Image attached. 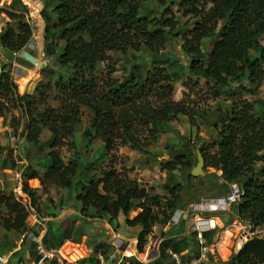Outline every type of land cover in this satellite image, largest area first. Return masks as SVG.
Wrapping results in <instances>:
<instances>
[{"label":"trees","instance_id":"trees-1","mask_svg":"<svg viewBox=\"0 0 264 264\" xmlns=\"http://www.w3.org/2000/svg\"><path fill=\"white\" fill-rule=\"evenodd\" d=\"M15 3L27 9L21 0ZM142 3L143 0H56L52 7L46 4L45 38L51 43L46 55L55 58L53 66L41 70L42 80L34 94L18 92L10 64L8 70L1 72L0 116L10 112L6 101L12 102V107L26 119L25 135L30 140H37L39 126L51 133L47 141L51 149L47 154L49 162L41 179L44 188L74 185L78 163H65L59 148L72 142L75 128L82 122V108L91 113L89 140L101 141L107 154L118 145L146 152L148 144L155 139L150 126L166 123L178 114L188 115L187 105L172 99L173 79L156 59L142 82L136 75L119 79L111 73L100 80L97 69L100 62L108 59L109 51L125 55L129 51L146 50L157 56L177 30L181 18L188 17L193 24L183 39V50L190 57V72L225 90L244 79L253 92L264 84V0H180V17L171 19L165 17L166 13L173 15L168 9L160 18L143 15ZM3 12L12 22H17V28L11 22L6 25L0 33V46L19 52L29 44L32 26L14 9L5 8ZM206 38L214 41L207 56L203 50ZM58 42H63L61 51L57 50ZM26 84L23 83V89ZM29 88L31 91L33 85ZM54 90L59 94L55 99L60 102L56 108L47 103ZM253 112L245 106L231 109L227 119L220 118L218 147L213 153L202 151V154L206 167L221 170L228 184L236 182L244 188L241 202L232 209L234 218L254 228H264V118ZM139 126L150 131L145 139ZM176 167L177 163L167 162L162 170L170 172ZM33 177H36L34 173L28 179ZM23 190L32 199V206L40 210L27 181ZM77 199L83 212L93 209L95 216H107L110 221L123 213L128 225H140L139 252H143L153 227L168 223L176 209L175 201L154 194L152 188L147 189L112 166L103 169L98 178L92 176L82 184ZM137 208L141 211L129 219L128 214ZM30 214L31 210L16 194L0 190V228L26 233ZM214 232L204 234L207 245L214 243ZM67 239L70 237L65 233L49 247L57 249ZM229 257L228 264H264V238L248 239L239 251L231 250ZM136 262L142 264L139 261L129 264Z\"/></svg>","mask_w":264,"mask_h":264},{"label":"rangeland","instance_id":"rangeland-1","mask_svg":"<svg viewBox=\"0 0 264 264\" xmlns=\"http://www.w3.org/2000/svg\"><path fill=\"white\" fill-rule=\"evenodd\" d=\"M14 1L0 0V33L10 22L17 28V22H12L3 12L6 8L24 15V19L32 26V37L27 47L19 51L17 56L14 52L4 48L2 50L0 46V79L1 72L3 69L8 70L10 64L18 92L21 95L34 94L42 80L41 70L46 66L52 67L55 61V58L46 55V49L51 43L45 38L46 22L43 11L46 4L52 7L56 0H21L22 4L26 5V10H23L19 3L13 4ZM179 2L180 0H143L142 14L150 18H160L168 9L173 15L166 13V19L179 18ZM192 24L193 20L182 17L177 30L168 37L165 47L157 56L146 50L129 51L125 55L109 51L108 59L99 63L97 74L100 80L111 73L119 79L136 75L137 80L142 82L146 71L153 67L151 62L158 60V65L164 67L173 79L172 99L183 101L188 107V115L178 114L166 123L150 126V130L155 133V139L148 144L146 152L118 145L107 154L104 153L101 141L89 140L88 117L91 113L82 108V122L75 128L72 142L59 148L65 163L69 164L71 161L78 163L74 185L71 188L43 187L41 179L47 171L49 162L47 154L51 149L47 141L51 133L47 128L39 126L36 129L37 140H30L25 135L26 119L19 110L12 107V102L6 101L10 112L0 116V190L16 194L17 199L31 210V214L27 219L26 233L0 228V262L29 264L30 259L25 258L21 252L25 249L28 233L39 234L43 231L46 235L44 236L46 247L57 243L66 233L70 237V243L66 241L67 244H82L87 248L89 246L97 254L117 253L114 261L123 257L121 264H127L129 257H124L110 244L109 238L112 237L113 231L125 232L127 238L136 240V249L132 254H130L132 251L128 254L133 255L131 263L144 261V264H175L171 251L177 253L182 261L196 258V255L201 253V244L192 230L191 217L182 224L171 225L169 222L156 224L147 236L143 252H139L137 245L138 234L142 229L140 225H128L127 217L123 213L117 220L110 221L107 216L103 218L95 216L93 209L83 212L77 199L82 184H86L92 176L98 178L103 169L111 166L126 173L130 178L137 179L147 189L152 188L154 194L164 195L169 201H175L176 209H186L189 204L202 198L226 195L229 192V184L224 180L221 170L205 165L203 174L192 175V170L197 164V151L213 153L217 149L218 128L220 129L222 125L219 120L227 119L231 109L239 110L249 106L253 113L264 118V84L253 92V88L244 79L242 83H234L225 90L208 83L202 75L190 72V57L183 50V39L188 35ZM213 42L212 38L203 40L205 56L211 50ZM262 43L264 44V34ZM57 44V50L61 51L63 42ZM22 56L30 59L28 60L30 65L20 61ZM18 63L22 66H16ZM135 65L138 68H135ZM23 69H29L28 75L20 76ZM28 79L32 80L26 84L25 80ZM23 83L26 84L25 89ZM31 85L33 88L30 91ZM57 95H59L57 90H54L47 102L55 108L60 105L55 99ZM151 97L156 99L154 95ZM138 130L142 139L150 133L144 126H139ZM167 162H175L177 167L170 172L162 170V166ZM32 173L36 177L28 179ZM26 181L36 194L40 210L32 206V199L23 190ZM140 211V208L132 210L128 218L132 219ZM213 216H217L219 226L214 232V243L210 245L212 250L200 264H228L230 251L237 252L242 248L240 240L245 236L241 233L238 220L234 218L233 213H217ZM129 243L132 244V241H127V244ZM10 252L13 258L9 259ZM85 255L87 252L82 257Z\"/></svg>","mask_w":264,"mask_h":264},{"label":"built area","instance_id":"built-area-1","mask_svg":"<svg viewBox=\"0 0 264 264\" xmlns=\"http://www.w3.org/2000/svg\"><path fill=\"white\" fill-rule=\"evenodd\" d=\"M17 53L18 52H14V55L17 56ZM229 187V192L226 195L202 198L199 201L189 204L186 209L177 208L174 210L169 223L171 225L182 224L191 217V219H193L192 230L196 232L197 238L201 244V253L199 256L188 262L182 261L177 253L171 251L170 253L175 260V264H200L207 258L212 247L205 243L204 234L216 230L219 226L216 222V217L213 215H216L217 213L232 212L233 207L241 202L242 196L245 194L244 188L236 182L229 183ZM237 224L240 226L241 233L245 236L240 240V244L243 245L248 239L255 236L264 238V236L260 235H264V228H254L251 224L239 220L237 221ZM28 236H33V238L37 240L32 233H28ZM111 244L117 252H121L124 257H126L128 253L123 252L122 250V247L125 246V239L121 235L116 234ZM38 249L40 254L44 257H54V254L50 255L42 246H39ZM116 255L117 253H111L108 255L100 254L95 260L81 258L75 261H69L64 258L62 259L61 264H121V262H123V257L115 262L114 259L116 258ZM3 263L0 262V264Z\"/></svg>","mask_w":264,"mask_h":264},{"label":"crops","instance_id":"crops-1","mask_svg":"<svg viewBox=\"0 0 264 264\" xmlns=\"http://www.w3.org/2000/svg\"><path fill=\"white\" fill-rule=\"evenodd\" d=\"M2 50H3V48H2ZM28 60H30V59H28ZM28 60H27V58H25L23 56L20 57V61H22L24 64L30 65ZM16 66H20L21 67L22 65H21V63H18V65H16ZM18 71H19V69H18ZM22 73L23 74L20 75V76L28 75L29 69H23ZM22 86H23V84H22ZM40 220H42V219H40ZM29 233H32V235H34L37 238V240H36L35 238H33V236H31V237L28 236L27 243L25 244V249H23L21 251L22 255L25 258L30 259L29 264H61L62 259L65 258V257L63 255H61L60 250L65 245V242L69 241L70 239L65 240L64 243L61 246H59V248L54 249V248H51V247H46L45 241H44V236H45V232L44 231L42 233L40 232L39 234H36V233H33V232H29ZM116 234L121 235L125 239V246L122 247V250L125 251V252L127 251L128 254H129V251H132L130 253V254H132L134 249H136V243H137L136 240L127 238L125 236L126 235L125 232L116 233V232L113 231L112 237L109 238L110 244H111V242L114 239ZM29 239H31V240H29ZM38 239H39V241H38ZM30 241H31V249H29ZM127 241H132V244L131 243L127 244ZM75 245H81V244H75ZM39 246H42L44 248V250L46 252H48L50 255L54 254V257H52V258L51 257H44L42 254H40V251L38 249ZM83 249L87 252V255H85L82 258L87 259V260H95L100 254H102V253H98L97 254V252H95L93 250V248L89 247V246H88V248L86 246L85 247L83 246ZM88 251H90L89 254H88ZM36 252H37V254H36ZM128 254L126 255L127 258L129 257L127 264L130 263V260L133 258V255L128 256ZM8 257H9V259L13 258V256H11V252L8 254ZM141 263L144 264V261H141Z\"/></svg>","mask_w":264,"mask_h":264},{"label":"bare ground","instance_id":"bare-ground-1","mask_svg":"<svg viewBox=\"0 0 264 264\" xmlns=\"http://www.w3.org/2000/svg\"><path fill=\"white\" fill-rule=\"evenodd\" d=\"M215 217H217V216H215ZM216 222H218L217 219H216ZM61 249H62L61 254L69 261H75L77 259H80V257H82L86 253V251L83 249L82 244L81 245H75V244H67L66 243Z\"/></svg>","mask_w":264,"mask_h":264},{"label":"water","instance_id":"water-1","mask_svg":"<svg viewBox=\"0 0 264 264\" xmlns=\"http://www.w3.org/2000/svg\"><path fill=\"white\" fill-rule=\"evenodd\" d=\"M204 166H205V157L203 156L202 152L200 150H198L197 151V164H196L195 168L192 170V175L193 176H199V175L203 174ZM240 249H238V251Z\"/></svg>","mask_w":264,"mask_h":264}]
</instances>
